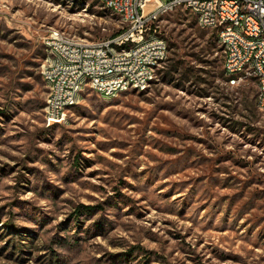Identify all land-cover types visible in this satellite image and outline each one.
Here are the masks:
<instances>
[{
    "label": "rangeland",
    "instance_id": "obj_1",
    "mask_svg": "<svg viewBox=\"0 0 264 264\" xmlns=\"http://www.w3.org/2000/svg\"><path fill=\"white\" fill-rule=\"evenodd\" d=\"M122 26L96 0H0V264H264V109L190 12L162 17L149 88L47 120L48 32Z\"/></svg>",
    "mask_w": 264,
    "mask_h": 264
},
{
    "label": "built area",
    "instance_id": "obj_2",
    "mask_svg": "<svg viewBox=\"0 0 264 264\" xmlns=\"http://www.w3.org/2000/svg\"><path fill=\"white\" fill-rule=\"evenodd\" d=\"M118 5L123 24L120 31L107 38L89 40V45H79L76 40L70 44H61L60 35L48 32L44 42H53L63 52L61 66H54V71L40 72L53 78V96L46 97V107H52L48 121L59 123L65 116L59 115L62 102H80L79 90H92L115 93L117 87L128 83L143 86L144 77L158 70L168 59V45L161 35L160 22L166 14L184 9L195 16L198 25L215 33V37L225 40L226 48H232V55L226 68L249 65L255 67V73L262 74V83H253L251 74H244L239 79L226 77L229 84L237 86L252 82L257 89V103L264 109V0H106L102 6ZM148 5H151L148 9ZM201 5H208V12H201ZM239 22L243 36L231 35V29H218V21ZM158 35V44L139 47L143 35ZM130 41V51H115V43ZM63 61H71V70H64ZM154 61V69H146V62ZM88 72L92 83L85 88H78L75 73ZM77 88V98L66 100V91Z\"/></svg>",
    "mask_w": 264,
    "mask_h": 264
},
{
    "label": "bare ground",
    "instance_id": "obj_3",
    "mask_svg": "<svg viewBox=\"0 0 264 264\" xmlns=\"http://www.w3.org/2000/svg\"><path fill=\"white\" fill-rule=\"evenodd\" d=\"M100 4H106V0H96ZM113 13L120 15V10L118 5H111V6H104ZM201 12H208V5H201ZM121 16V15H120ZM218 29H231V35L235 36H243V29L239 27V22H229V20H222L218 21ZM52 35H60L61 32L59 31H50ZM62 34V33H61ZM217 42L219 43L220 47L224 51V71L227 77H231V79H239L243 77L244 74H251V79L254 80L256 83H262V74L255 73V67H249V65H241L236 66L233 68L232 72L231 69L226 68L227 62H229L230 57L232 55V48H226L225 40L220 39V37H216ZM74 40L69 39L66 35L62 34L60 36V43L61 44H70ZM79 45H89V42L84 41H77ZM146 42L149 44H158V35L156 34H149L143 35V40H139V47H146ZM45 55L43 61H49L50 63L43 64V71H54V66H61L62 59H63V52L58 50V46H56L53 42H45ZM115 51L119 53H128L130 51V41H121L115 43ZM63 68L64 70H71V61H63ZM146 69H154V61H147L146 62ZM156 72L150 73L144 77L143 86H140L139 83H128L124 87H117L115 93L109 94L107 91H100V95L106 98H114L119 93L124 91L127 88H130L135 91H144L149 88L154 80L156 79ZM42 80L47 85V96H53V78L51 76H47V73L40 72ZM75 80H78V88H85V84L92 83V75L88 72H77L75 73ZM231 85V84H230ZM84 90L78 91V98H80L81 94ZM77 98V88H69L66 91V100H73ZM79 102L73 101H66L62 102L59 105V115L65 116V114ZM45 115L48 120V114H52V107H45Z\"/></svg>",
    "mask_w": 264,
    "mask_h": 264
},
{
    "label": "trees",
    "instance_id": "obj_4",
    "mask_svg": "<svg viewBox=\"0 0 264 264\" xmlns=\"http://www.w3.org/2000/svg\"><path fill=\"white\" fill-rule=\"evenodd\" d=\"M169 64L167 65L166 67V72H165V76H169L170 74H173L175 72H179L180 70V67H179V62L177 61H174V60H169ZM224 67V65H223ZM182 74V72H181ZM81 209H85L87 211H90V210H94L95 208L94 207H84V206H81ZM80 212V210H78Z\"/></svg>",
    "mask_w": 264,
    "mask_h": 264
}]
</instances>
